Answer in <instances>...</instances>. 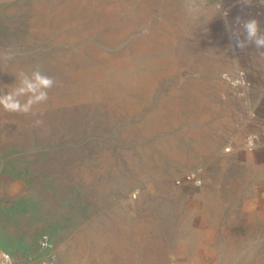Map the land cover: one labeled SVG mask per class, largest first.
<instances>
[{"label":"rangeland","instance_id":"374dc122","mask_svg":"<svg viewBox=\"0 0 264 264\" xmlns=\"http://www.w3.org/2000/svg\"><path fill=\"white\" fill-rule=\"evenodd\" d=\"M218 3L0 0V53L14 54L0 94L35 67L56 80L35 115L0 108V235L16 264H195L205 251L264 264V224L241 222L264 170L243 163L253 124L226 78L244 59Z\"/></svg>","mask_w":264,"mask_h":264},{"label":"crops","instance_id":"0c3cea01","mask_svg":"<svg viewBox=\"0 0 264 264\" xmlns=\"http://www.w3.org/2000/svg\"><path fill=\"white\" fill-rule=\"evenodd\" d=\"M223 9L228 16V32L231 37H236L237 32L240 33L239 38L244 39L242 29L237 21H246L255 18L259 21L260 27L264 30V3L260 0H251L245 3L244 0H219ZM244 62L241 64V70L246 72V85L243 87L244 96L243 103L247 107V116L249 118L245 124L251 122L253 124V137L258 145L253 151L242 149L243 163L249 170L255 172L264 170V49H256L254 45H248L241 49ZM254 196L250 201H244L241 207L244 218L241 220L248 225L252 224L255 231L253 234L262 231L264 210V182L257 181L254 183ZM252 222V223H251ZM241 225V232H243ZM247 232V231H246ZM208 254L210 256H208ZM211 253L204 252L194 257L195 264H213L208 257ZM246 254H241V263ZM208 258V259H207ZM211 262V263H210ZM246 264V263H245Z\"/></svg>","mask_w":264,"mask_h":264},{"label":"clouds","instance_id":"9594fccd","mask_svg":"<svg viewBox=\"0 0 264 264\" xmlns=\"http://www.w3.org/2000/svg\"><path fill=\"white\" fill-rule=\"evenodd\" d=\"M244 2L250 3L251 0H244ZM260 2L264 3V0ZM216 7L221 8V3H218ZM237 23L240 24L244 36V39H240V33L237 32V47L244 49L248 45H254L256 49H264V30L261 29L258 20L252 18L242 22L238 20ZM12 59L14 54L11 51L0 53V63L6 65ZM16 80L18 83L14 88L8 90L6 94H0V108L8 113L35 115L34 108L47 102L49 90L56 85L55 78L44 73L39 67L33 68L31 72L21 71ZM257 147L256 139L250 136L243 145V150L253 151ZM0 255L5 257L7 264H13L11 257L6 253ZM169 259L174 261L175 256L170 255Z\"/></svg>","mask_w":264,"mask_h":264},{"label":"built area","instance_id":"2783aa9c","mask_svg":"<svg viewBox=\"0 0 264 264\" xmlns=\"http://www.w3.org/2000/svg\"><path fill=\"white\" fill-rule=\"evenodd\" d=\"M246 78H247L246 72L244 70H241V71H238L233 76L227 77L226 80L234 88H243L246 85ZM188 178L191 179V177H188ZM197 183L199 182H196L195 184ZM40 245L42 249H45V250L51 247L47 239H43L42 241H40ZM3 253H6V252L0 250V254H3ZM6 254L10 256L8 253ZM11 259H12L13 264H16L15 260L12 257ZM0 264H7V261L3 255H0Z\"/></svg>","mask_w":264,"mask_h":264},{"label":"trees","instance_id":"16d2710c","mask_svg":"<svg viewBox=\"0 0 264 264\" xmlns=\"http://www.w3.org/2000/svg\"><path fill=\"white\" fill-rule=\"evenodd\" d=\"M48 242L50 244V241H48ZM11 243L13 244L12 241H7V240L3 239L2 236L0 235V250L8 253L12 257V255H11V251L12 250L9 249L11 247L10 245H12ZM39 247L42 248L41 245H40V243H39ZM46 250H49V249H46ZM9 251H10V253H9ZM13 259L16 260L15 258H13Z\"/></svg>","mask_w":264,"mask_h":264}]
</instances>
